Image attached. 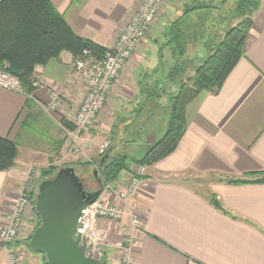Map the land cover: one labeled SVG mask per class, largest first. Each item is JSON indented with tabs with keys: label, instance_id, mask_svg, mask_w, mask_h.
Returning a JSON list of instances; mask_svg holds the SVG:
<instances>
[{
	"label": "crops",
	"instance_id": "1",
	"mask_svg": "<svg viewBox=\"0 0 264 264\" xmlns=\"http://www.w3.org/2000/svg\"><path fill=\"white\" fill-rule=\"evenodd\" d=\"M50 1L75 34L107 49L142 0ZM225 1L166 0L153 31L124 64L90 131L93 147L68 160L63 159L70 143L66 132L74 127L85 94L72 67L73 56L63 52L59 59L38 66L33 75L36 90L30 95L0 87V136L18 146L14 167L0 172V228L30 167L41 171L61 159L76 173L78 167L83 168L87 176L88 170L95 171L99 146L113 139L117 151L132 158L146 154L166 131V123L160 120L147 125L153 110L147 96H155L153 82L162 79L166 55L172 57L174 45H164L170 28L181 18L191 32L208 30L221 10L217 3ZM252 21L245 56L219 93L201 92L188 104L186 130L176 150L147 166L137 195L128 203L114 196L107 199L126 218L117 226L106 225V220L91 221L96 250L104 253L108 264L117 258L124 233L134 239L136 264H264V183L229 182L264 177V0ZM53 93L61 105L51 112ZM23 146L31 155L27 165L19 161ZM140 148L143 155L135 156ZM131 213L139 218L140 227L131 224ZM29 235L23 232L15 244L23 264H46L43 255L30 253ZM106 237L113 243L107 250L99 244ZM7 251L0 243V264H9Z\"/></svg>",
	"mask_w": 264,
	"mask_h": 264
},
{
	"label": "trees",
	"instance_id": "2",
	"mask_svg": "<svg viewBox=\"0 0 264 264\" xmlns=\"http://www.w3.org/2000/svg\"><path fill=\"white\" fill-rule=\"evenodd\" d=\"M260 7L261 0H238L235 10L240 22L226 33L215 48L209 50L211 53L209 57L196 68L194 76L189 79L193 82L192 87L186 88L182 83L179 91L174 97L169 98L166 106H163L158 101H162L167 94L168 84L177 85L175 77H178L184 68L180 66V58L182 61L185 60L188 46L197 42L207 43L206 39L213 37L209 33V28L208 30L194 28L191 32L189 25L186 26L181 18L172 25L164 45H174L171 48L174 65L169 75L164 76L160 81L154 80L153 83L157 85L155 96H147L153 108L147 116V125L152 120H160L166 123V131L141 158H132L124 152L117 151L116 140L113 139L108 149L114 148V150L98 172V180L103 186L110 184L117 187L123 179L120 177L121 174L129 173L132 166H151L176 150L186 130L188 104L201 92L219 93L229 74L245 56V42L253 24L252 16ZM85 49L97 55H102L107 50L75 34L50 0L0 1V68L19 78L26 94L30 95L36 90L33 75L38 66H44L52 59H59L63 52H69L75 60ZM155 130L158 131V128ZM137 134L141 135L140 132ZM105 153L97 160L96 169ZM17 156V144L7 137L0 136V172L12 169ZM67 167L70 166L61 168L50 166L42 171L41 182L53 177L59 169ZM229 182L230 184L264 183V177ZM37 218L36 228L42 224L40 218L38 216ZM89 254L99 259L101 264H108L104 253L91 249ZM46 264H48L47 260Z\"/></svg>",
	"mask_w": 264,
	"mask_h": 264
},
{
	"label": "built area",
	"instance_id": "3",
	"mask_svg": "<svg viewBox=\"0 0 264 264\" xmlns=\"http://www.w3.org/2000/svg\"><path fill=\"white\" fill-rule=\"evenodd\" d=\"M165 2L166 0H142L131 20L118 32L112 47L107 48L102 55L85 49L81 56L74 60L72 67L81 79L85 94L74 119V129L66 132L70 143L63 157L64 160L93 147L94 141L90 131L99 113L105 108L108 95L120 77L124 64L132 58L151 33ZM0 87L12 92L24 93L19 78L3 70L0 71ZM60 105L61 99L57 93H53L49 111L58 110ZM109 146L108 142L102 143L99 146L100 154H104ZM146 170L145 165L132 166L131 171L125 174L118 187L106 184L97 201L82 211L77 224L76 236L81 235L82 239L87 242L89 250H96L97 247L91 221L95 219L124 220L127 214L109 203L107 199L114 196L128 203L137 195ZM34 178L33 172L27 174L25 186L11 212L7 215L6 224L0 228V240L7 247L9 264H23L22 254L15 244L22 238L23 232L30 233L29 242L36 229V226L32 227L35 219L32 216L37 217L34 202L37 195ZM129 216L133 226H141L139 218L134 213ZM133 247L132 235L125 234L117 245V258L112 264H136Z\"/></svg>",
	"mask_w": 264,
	"mask_h": 264
},
{
	"label": "water",
	"instance_id": "4",
	"mask_svg": "<svg viewBox=\"0 0 264 264\" xmlns=\"http://www.w3.org/2000/svg\"><path fill=\"white\" fill-rule=\"evenodd\" d=\"M113 150L108 149L101 158L94 171L96 178ZM100 193L101 189L88 192L73 167L59 169L52 178L42 181L35 200L36 214L42 224L28 242L30 249L43 255L48 264H101L89 254L81 235L76 236L82 211L96 202ZM213 204L219 207L218 201Z\"/></svg>",
	"mask_w": 264,
	"mask_h": 264
},
{
	"label": "rangeland",
	"instance_id": "5",
	"mask_svg": "<svg viewBox=\"0 0 264 264\" xmlns=\"http://www.w3.org/2000/svg\"><path fill=\"white\" fill-rule=\"evenodd\" d=\"M237 2H238V0H226L225 2L217 3L218 4L217 6H219V8L221 10L217 13V16L212 20L211 28L209 27V29H210L209 33H211L213 37L207 38L206 39L207 43L197 42V43L191 44L189 46L187 54L184 57L185 60L182 61V58L179 57L180 61H181V62H179V63H181L180 66L184 67V68L182 70V73H180L178 75V77H175V79H176L175 81L177 82L176 83L177 85L168 84L169 87L166 88L168 90L167 94L163 97L162 101L161 100L158 101L163 106H166L169 103V98L171 96L174 97V95L179 91V89H180L179 87L181 86L182 83L186 85V88H191L192 87L193 82H192V80H189V79L194 76L196 68L200 64H202L209 57V55L211 54L209 50L211 48H215V45H217V43H219L220 41L223 40V38L226 35V33L233 26L237 25L240 22V18L237 15L236 10H235V8L237 6ZM152 31H153V29H152ZM149 35L147 36V38L149 37ZM147 38H146V40H147ZM166 58H167V60L165 61V64H164V68H163L164 70L162 69V74H163L161 76L162 78L164 76H166V74L167 75L170 74L169 73V71H170L169 69H171L173 67V65H174L173 64L174 61L171 60V59H174L173 56L171 57L169 54H167ZM184 61L187 62V63H184ZM167 64H168V66H167ZM150 140L152 141L153 137H151ZM28 152H29V149L26 146L21 147L19 161L23 162V163H21L23 165H25V164L27 165V163L29 164L28 160L30 159L31 155L28 154ZM143 153H144V150L142 148H140L139 150H137L135 152V156H141V155H143ZM63 161L64 160H61V159L57 160L56 161V167L61 168V167H65L66 165L68 166L69 163L63 162ZM15 163H16V161H15ZM46 169H48V168H46ZM46 169H43V170L39 171V169L36 166L30 167L26 171L24 179L22 181L21 191H22V189L25 186L27 174L29 172H33L34 173V177H35L34 178V183H35V189H36V194H37L38 193V189H39V185H40L41 179H42V171H44ZM84 172H86V171L83 168H81V167L77 168V175L79 176L81 174L83 176V181L82 182L84 184L85 189L87 191H89V192L98 191L100 189V184H99L98 178H96L94 176V172L88 170V173L86 174L87 176L82 174ZM111 186H113V185H111ZM21 191L19 192V194L21 193ZM35 200H36V198L34 199V202H35ZM32 217L35 218L33 223H32L33 224L32 227H35V226L38 225V218L34 217V216H32ZM121 221H123V220H121ZM121 221L106 220V225H108L110 223H114L117 226V224L119 222H121ZM125 234H127V233H125ZM111 241L112 240H111L110 237H109V239L106 237L105 240H103V242L99 241V244L103 248H106V250H107V247L109 245L113 244ZM0 243H2L1 240H0ZM96 243H97V241H96ZM29 251H30V253H33L34 255H37V254L39 255V253H37V252H34L32 250H29Z\"/></svg>",
	"mask_w": 264,
	"mask_h": 264
},
{
	"label": "flooded vegetation",
	"instance_id": "6",
	"mask_svg": "<svg viewBox=\"0 0 264 264\" xmlns=\"http://www.w3.org/2000/svg\"><path fill=\"white\" fill-rule=\"evenodd\" d=\"M89 192V191H88Z\"/></svg>",
	"mask_w": 264,
	"mask_h": 264
}]
</instances>
